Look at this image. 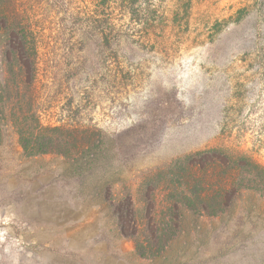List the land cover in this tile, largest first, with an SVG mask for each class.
<instances>
[{"label": "rangeland", "instance_id": "obj_1", "mask_svg": "<svg viewBox=\"0 0 264 264\" xmlns=\"http://www.w3.org/2000/svg\"><path fill=\"white\" fill-rule=\"evenodd\" d=\"M90 1L0 0V25L14 10L41 41L30 88L0 68V264H264V0ZM31 91L34 120L103 140L78 160L30 156L15 124ZM215 147L225 209L167 205L180 234L141 257L121 229L129 196L144 229L167 194L156 174Z\"/></svg>", "mask_w": 264, "mask_h": 264}, {"label": "trees", "instance_id": "obj_2", "mask_svg": "<svg viewBox=\"0 0 264 264\" xmlns=\"http://www.w3.org/2000/svg\"><path fill=\"white\" fill-rule=\"evenodd\" d=\"M100 1L103 0H97V3ZM104 1L117 2V0ZM90 3L99 6L95 1ZM14 14V10L4 8V15L8 21L3 26L0 25V36L6 34L7 38L3 44L0 43V68L2 72L18 78L11 84L8 83V88L13 85L15 89L12 88V90H19L20 86L29 85L30 88L36 83L41 68V41L40 29L30 21V18L29 24L26 22L11 24L9 19L11 21ZM7 97L11 100L14 95L8 90ZM33 101L36 100L34 92L31 91L29 92V120L22 117L23 120L15 124L20 142L30 156L57 153L71 160H78L83 152L93 148L95 141L103 140V133L98 129L91 130L92 133H89L80 125L63 123L53 126L42 123L39 118L34 120L36 113L30 114ZM219 150L220 148L215 147L208 151H199L180 157L167 169H161L156 174L167 194L160 200L156 195L155 199L149 200L152 205L148 215L144 217L145 225H147L144 229H140V217L136 214L133 196H129L130 208H123L122 211L123 218L127 216L129 225L121 229L126 234L127 228V234L133 236L136 251L141 257H162L180 234L182 225L180 214L167 217L160 214V210L170 206L178 213L181 209L187 208L214 215L225 209L227 203L222 201V191L225 187L218 181L216 174V170L222 164L218 156L207 158L203 156ZM157 211H159L158 214L155 213Z\"/></svg>", "mask_w": 264, "mask_h": 264}]
</instances>
